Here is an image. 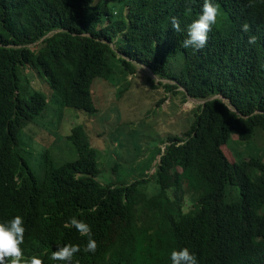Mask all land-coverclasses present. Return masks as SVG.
Masks as SVG:
<instances>
[{
    "label": "trees",
    "instance_id": "trees-1",
    "mask_svg": "<svg viewBox=\"0 0 264 264\" xmlns=\"http://www.w3.org/2000/svg\"><path fill=\"white\" fill-rule=\"evenodd\" d=\"M214 1L220 17L207 46L194 52L182 47L186 36L172 29L171 18L192 22L203 0H0V213L12 206L32 222L63 210L82 217L97 248L84 252L87 237L77 235L80 264H169L182 246L199 264H264V158L252 150L230 161L223 150L234 134L264 146V24L237 45L230 36L240 16L224 4L237 0ZM249 35L257 36L255 45ZM133 60L176 81L160 79L167 92L182 86L184 100L209 97L182 124L189 128L159 140L141 168H127L139 178L123 174L102 184L104 157L78 124L67 136L78 158L58 165L48 155L50 179L18 187L14 170L34 155L24 133L62 135L53 126L63 106L100 112L97 80L129 84ZM216 93L227 100L212 98ZM161 152L154 173L145 175Z\"/></svg>",
    "mask_w": 264,
    "mask_h": 264
},
{
    "label": "rangeland",
    "instance_id": "rangeland-1",
    "mask_svg": "<svg viewBox=\"0 0 264 264\" xmlns=\"http://www.w3.org/2000/svg\"><path fill=\"white\" fill-rule=\"evenodd\" d=\"M32 47L35 46L32 45ZM113 47L118 51L116 44ZM132 63L136 65V73L130 72L128 75L131 80L129 84L118 81L111 85L108 80H97V84L95 87L93 86V90L96 91L94 95L98 100V107L101 109L97 114L95 112L88 115L71 107H62L61 111L65 115L53 126L59 133L60 127L62 130V135L56 136L54 134L55 142L51 152L56 162L62 163L69 159L78 158L77 151L72 149V142L67 136L74 126L84 124L88 129L93 145L104 157V161L101 162L100 179L104 182H114L123 174L127 175L126 178L136 179L139 178L140 172L131 175L128 173V169L141 168L140 164L142 163L140 162L147 160L148 155L152 156V151L156 145H161L159 140H165L169 134L182 135L189 128V126L182 124H189V120L194 118L201 100L191 96L184 100L182 93L184 87L182 86L179 87L178 93L167 92L164 86L160 85L161 78L152 69L135 60ZM111 65L116 67L113 78L114 76L118 78L120 76L119 68L114 63ZM161 80L170 83L176 82L167 79ZM153 84L158 85L159 88H154ZM35 85L41 87L38 82H35ZM166 93L167 98L157 104ZM54 102L56 103L55 100ZM94 103L97 104L96 100ZM108 114L111 115V118L107 117ZM118 114L121 120L118 119ZM101 118L102 121L99 120ZM132 119L134 121H131ZM61 121H63L62 124ZM170 129L173 130L170 131ZM100 132H104V134L101 135ZM52 139L51 134L41 132L35 138L36 149H46V146L51 144ZM257 146L252 147L249 143L240 141L238 135L234 134L232 143L223 145V150L230 161H234L236 155L251 153L252 150L254 151L253 154H258L264 158V146L258 144ZM111 154H119V161L111 159ZM161 155L162 152L154 160L157 159L158 162ZM117 163H121L118 168L115 167ZM151 170H155L154 162L150 169L145 170L147 172L145 175L151 173ZM156 189L155 186L154 190Z\"/></svg>",
    "mask_w": 264,
    "mask_h": 264
},
{
    "label": "clouds",
    "instance_id": "clouds-1",
    "mask_svg": "<svg viewBox=\"0 0 264 264\" xmlns=\"http://www.w3.org/2000/svg\"><path fill=\"white\" fill-rule=\"evenodd\" d=\"M161 1L151 0L149 4L158 5ZM221 1L224 3L223 0ZM224 4L228 11L235 12L240 16V24L230 37L235 38V44L242 46L253 25L264 24V0H237L232 4ZM195 12L196 16L192 22H186L184 26H181L182 22L176 17L171 18L172 29L186 36L182 47L194 52L207 46L210 41L209 33L216 24L217 18L220 17L221 10L219 4L214 0H203V5L196 8ZM247 43L255 45L257 36L249 35ZM211 97H221L225 101L227 100L219 93ZM208 99L209 97L199 100L203 103ZM35 138L36 136L30 129L24 133L23 140L27 143L25 147L32 146L34 155L30 163L14 170V181L18 187L28 184L42 185L50 179L53 173V168H49L52 163L47 156L54 159L51 151L55 141L52 139L46 149L37 150ZM161 147L164 148L165 145ZM48 150L50 154L46 153ZM159 160L160 158L158 162ZM65 162L56 163L60 165ZM158 162L157 159L154 161L155 170ZM154 171L151 170L150 174H153ZM98 180L102 184L119 182L118 178L114 182H104L100 176ZM79 234L87 237L83 251L95 253L97 242L92 238L91 228L83 221L82 217L63 210L47 214L37 222H32L10 206L5 212L0 213V264H80L75 257L81 251V246L75 244V239ZM42 253H48L49 258L44 259L41 256ZM169 264H199V261L190 248L182 246L171 251Z\"/></svg>",
    "mask_w": 264,
    "mask_h": 264
}]
</instances>
